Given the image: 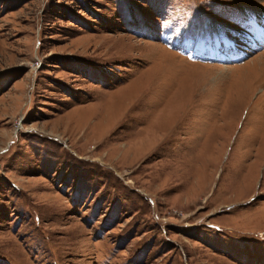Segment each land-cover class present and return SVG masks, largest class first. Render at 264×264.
Returning a JSON list of instances; mask_svg holds the SVG:
<instances>
[{
	"label": "rangeland",
	"instance_id": "374dc122",
	"mask_svg": "<svg viewBox=\"0 0 264 264\" xmlns=\"http://www.w3.org/2000/svg\"><path fill=\"white\" fill-rule=\"evenodd\" d=\"M257 38L264 0H0V264H264Z\"/></svg>",
	"mask_w": 264,
	"mask_h": 264
},
{
	"label": "bare ground",
	"instance_id": "6f19581e",
	"mask_svg": "<svg viewBox=\"0 0 264 264\" xmlns=\"http://www.w3.org/2000/svg\"><path fill=\"white\" fill-rule=\"evenodd\" d=\"M236 54V53H235Z\"/></svg>",
	"mask_w": 264,
	"mask_h": 264
}]
</instances>
